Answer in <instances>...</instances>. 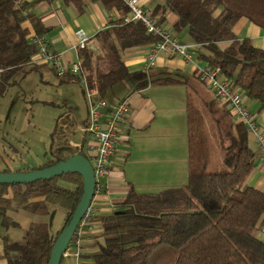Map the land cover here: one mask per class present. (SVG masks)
Returning <instances> with one entry per match:
<instances>
[{
  "label": "trees",
  "instance_id": "1",
  "mask_svg": "<svg viewBox=\"0 0 264 264\" xmlns=\"http://www.w3.org/2000/svg\"><path fill=\"white\" fill-rule=\"evenodd\" d=\"M61 1L78 13L85 11L87 1L98 3L106 12L116 11L120 17L96 34V47L77 52L89 88H96L99 98L104 99L123 83L131 85L134 92L148 86L192 85L177 73H152V69L130 70L125 66L127 51L149 47L156 37L147 34L140 22L130 21L129 10L121 0ZM164 1L149 13L150 17L154 18L160 8L173 14L174 31H187L191 45L197 46V59L218 68L236 89L258 101L263 109L264 50L248 38L237 39L233 29L244 18L264 31V0ZM36 4L0 0V94L6 85L10 87V79L40 67L31 64L37 50L29 35L43 37L47 29L34 11ZM197 75V82L207 88L199 72ZM65 78L77 79L73 75ZM193 94L195 98L192 92L186 94V184L158 193L130 191L111 214L98 218L103 243L91 257L94 264H148L162 246L175 251L170 264H264V242L258 236L264 192L246 184L258 152L251 147L244 125L234 122L227 105L210 104V100L197 98L195 91ZM68 139L66 131L55 128L46 160L15 173L41 170L75 155L91 162L83 153L75 154L66 144ZM0 172L11 173L7 168ZM82 191L78 174L32 184L0 185V216L5 228L17 227L6 219L8 210L38 219L18 240L4 238L7 264H48L54 242L68 224Z\"/></svg>",
  "mask_w": 264,
  "mask_h": 264
},
{
  "label": "crops",
  "instance_id": "2",
  "mask_svg": "<svg viewBox=\"0 0 264 264\" xmlns=\"http://www.w3.org/2000/svg\"><path fill=\"white\" fill-rule=\"evenodd\" d=\"M26 1L37 2L34 11L47 29V33L43 35L44 40L52 52L63 56L67 65H71L77 60L75 46L79 41V32H83L89 39L88 47L94 48L96 47L94 40L96 34L108 29L112 19L120 18L116 11L108 13L100 4L89 1H87L83 13H78L74 7L64 6L61 0H54L51 3L45 0ZM140 3L148 13L153 11L156 6L163 5L162 0H140ZM154 19L159 21L164 29H170L175 33L173 25L176 18L173 14L160 8ZM24 27L29 28V24L25 23ZM182 31L186 30L183 29ZM233 33L237 39L248 38L255 47L264 50V31L247 19H240L234 26ZM173 36L176 37L175 34ZM183 40L184 42L181 44H192L187 33H184ZM147 51L148 47L127 51L123 57L125 66L130 70H144ZM196 56L189 63L184 62L179 57L170 58L161 54L157 57L151 72L177 73L189 79V83L198 84L195 76H198V68H202L205 63L197 59ZM37 66L40 67L32 73L40 74L43 84L48 83L45 81V76L53 73L51 66L44 64ZM27 77L26 75L22 76V74L13 77L8 82L10 87L6 85L3 93L0 94V171L7 168L11 173H15L20 169H30L42 164L34 163L28 167V162L19 157L16 138L9 140V133L5 132L6 128L2 122V120L5 121L2 114L10 100L12 103L18 102L16 97L21 100L18 97L21 92L24 95H21L22 98H27L26 91L19 84ZM55 78L58 87L63 90L61 93L67 94L63 98V104L58 112L59 116L56 119L55 128L59 127L66 131V134L69 135L66 144L75 150V154L83 153L90 158L88 152L90 139L82 130L87 117L84 91L77 79ZM48 85L49 87L53 86L50 83ZM72 85L79 87L81 91L80 102L85 109V115L82 118L81 106L68 99L69 96L73 98L69 93ZM113 90L105 96V101L108 99L106 102L109 105L126 101L130 111L122 124L115 151L111 157L109 173L105 178V188L93 198L62 258V264H94L91 257L98 251V246L103 243L101 237L103 230L100 221L97 219L111 214L116 204L122 201L130 191L139 194L158 193L181 187L186 184L188 179L186 86H148L143 90L134 92L131 85L123 83ZM205 91L204 94H209L212 99H210V104H217L218 100L212 92L208 88H205ZM243 99L245 107L255 116L256 123L264 134V108L261 109L258 101L245 95ZM37 101L42 102L43 105H56L53 101H42L39 98ZM22 103L24 104V102ZM218 104L221 105L219 102ZM234 122H237L235 118ZM248 139L251 147L258 152L253 136L248 134ZM246 184L264 192V168L259 157L253 171L247 178ZM5 217L8 221L14 222L17 227L5 228L0 216V264H7L4 257V238L10 241L18 240L22 232L27 231L34 220H38L22 211L8 210ZM259 228L258 236L264 242V215L259 221Z\"/></svg>",
  "mask_w": 264,
  "mask_h": 264
},
{
  "label": "built area",
  "instance_id": "3",
  "mask_svg": "<svg viewBox=\"0 0 264 264\" xmlns=\"http://www.w3.org/2000/svg\"><path fill=\"white\" fill-rule=\"evenodd\" d=\"M121 1L129 10L130 21L140 22L147 34L156 37V42L148 47L143 66L144 70L152 69L157 57L161 54L170 58L179 57L184 62L191 63L193 61L197 46L179 43L178 39L173 37L161 25H158L155 19L147 14L140 0ZM29 40L33 42L37 50L31 64L50 65L57 78H65L68 75L75 76L84 91L87 117L82 130L90 139L88 152L94 172L95 197L105 188V178L109 173L111 157L114 154L122 124L129 114V106L126 101L109 105L105 99L99 98L97 89L94 87L89 88L83 62L78 57L73 64L67 65L61 54L50 50L44 37L31 33ZM88 42L89 39L85 34L79 32V41L75 46L76 52L87 47ZM0 72L2 71L0 70ZM198 72L200 79L205 82L218 102L221 105H227L235 120L242 123L246 132L253 136L257 145L259 160L264 168V134L259 129L255 116L245 107L244 94L233 86L231 80L224 78L218 68L213 69L205 64L202 68H198Z\"/></svg>",
  "mask_w": 264,
  "mask_h": 264
},
{
  "label": "rangeland",
  "instance_id": "4",
  "mask_svg": "<svg viewBox=\"0 0 264 264\" xmlns=\"http://www.w3.org/2000/svg\"><path fill=\"white\" fill-rule=\"evenodd\" d=\"M164 2L165 1L162 0V3ZM147 14L149 13L147 12ZM169 31L170 29L168 32ZM169 33L171 35L175 34L176 39L178 38V42L182 43L184 42V33H187V31L177 33L170 31ZM195 53H197V51H195ZM50 74L45 76V81L53 85L51 87H49L48 83L43 84L41 82L40 74L34 72L27 73L26 76L28 77L23 80V82H19L20 87L26 91L27 98L23 99V92H21V94L19 93L18 97L21 98L22 101L17 97L16 99L18 102L12 103L10 100L9 105L2 114V117L5 120H2L3 125L6 128L5 132L9 133V140L16 138L15 142L18 145L17 152H19V157L28 162V167H31V164L34 163H43L50 154L51 134L56 126V119L59 116L58 112L63 104V98L67 96L66 93H61L63 90L58 87L55 78L56 76L53 77V73ZM24 75L25 74H22V76ZM115 90L117 91V89ZM192 90L197 93V98L209 102L210 96L208 97L204 95V92L206 91L202 84H199V82L198 84L192 82V85H188L187 91H189V93L192 92V95L195 98V94H193ZM69 93L73 98L69 96L68 99L72 103H77L81 106V118L84 117L85 109L80 102L82 95H80L81 91L79 87L72 85ZM37 98L47 102L53 101L56 105H43L42 102L37 101ZM22 102H24V104ZM174 254L175 251L173 249L167 246H162L154 252L148 264H162V262L170 264L172 263Z\"/></svg>",
  "mask_w": 264,
  "mask_h": 264
},
{
  "label": "water",
  "instance_id": "5",
  "mask_svg": "<svg viewBox=\"0 0 264 264\" xmlns=\"http://www.w3.org/2000/svg\"><path fill=\"white\" fill-rule=\"evenodd\" d=\"M66 174H78L82 179L83 191L68 224L58 235L52 247L48 264H61L67 247L84 219L94 198V172L91 162L81 155H75L58 164L41 170L25 173H1L0 185H24L48 181Z\"/></svg>",
  "mask_w": 264,
  "mask_h": 264
},
{
  "label": "flooded vegetation",
  "instance_id": "6",
  "mask_svg": "<svg viewBox=\"0 0 264 264\" xmlns=\"http://www.w3.org/2000/svg\"><path fill=\"white\" fill-rule=\"evenodd\" d=\"M74 237V236H73ZM73 239V238H72ZM71 242V241H70ZM70 244V243H69ZM69 246V245H68ZM68 248V247H67Z\"/></svg>",
  "mask_w": 264,
  "mask_h": 264
}]
</instances>
